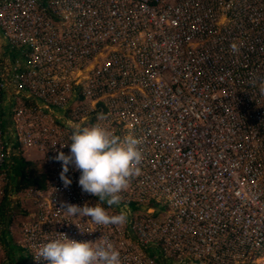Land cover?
<instances>
[{
    "label": "built area",
    "instance_id": "2783aa9c",
    "mask_svg": "<svg viewBox=\"0 0 264 264\" xmlns=\"http://www.w3.org/2000/svg\"><path fill=\"white\" fill-rule=\"evenodd\" d=\"M97 123L141 141V174L104 205L122 226L66 212L100 201L54 157ZM12 152L40 154L45 191L13 192ZM20 199L0 264L10 248L48 264L38 249L64 234L109 240L122 264H264V0H0V209Z\"/></svg>",
    "mask_w": 264,
    "mask_h": 264
},
{
    "label": "clouds",
    "instance_id": "9594fccd",
    "mask_svg": "<svg viewBox=\"0 0 264 264\" xmlns=\"http://www.w3.org/2000/svg\"><path fill=\"white\" fill-rule=\"evenodd\" d=\"M230 49L239 51L236 43H232ZM72 128L70 142L60 145L61 149L70 145L69 153L60 150L54 157L55 161L62 162L60 179L67 188L73 182L67 175L70 166L80 171L78 183L82 192L98 197L100 202L95 206L85 203L83 207L67 204L66 212L73 217H91L97 225L126 224L128 214L125 210L109 214L104 205L119 206L122 191L141 174V141L131 136L121 138L99 123L72 125ZM35 258L48 264H122L119 250L109 240L102 237L98 243L85 242L69 239L66 234L43 244Z\"/></svg>",
    "mask_w": 264,
    "mask_h": 264
},
{
    "label": "trees",
    "instance_id": "16d2710c",
    "mask_svg": "<svg viewBox=\"0 0 264 264\" xmlns=\"http://www.w3.org/2000/svg\"><path fill=\"white\" fill-rule=\"evenodd\" d=\"M3 121V132L6 137H10L12 132L10 128V121L7 119L6 114L2 115ZM14 150L18 152V145H14ZM14 162L9 164L11 182L13 184V189L16 191L25 190V189H36L39 191H45L48 188L49 174L47 170L40 168L38 164L33 161H29L22 157L19 153L14 156ZM12 160V161H13ZM7 202L1 206L0 209V221L1 224L6 227V213L5 209ZM5 228L3 233V240L7 247H11V243L8 240V234ZM17 253V254H16ZM9 257L16 264H28V258L21 256L20 253L13 248H10Z\"/></svg>",
    "mask_w": 264,
    "mask_h": 264
},
{
    "label": "rangeland",
    "instance_id": "374dc122",
    "mask_svg": "<svg viewBox=\"0 0 264 264\" xmlns=\"http://www.w3.org/2000/svg\"><path fill=\"white\" fill-rule=\"evenodd\" d=\"M12 150H14V146L12 147ZM16 155V153L12 152L11 155V160L9 162L12 163V159L14 158V156ZM35 153H32V155H27L25 153V155H22L23 158L29 160V161H36L35 163L38 164L40 166L41 169L46 170L45 169V164L42 162V160L40 158H37V160L35 159ZM25 204H23L22 200H14L12 202H10V210L8 213V220H10L9 226L7 227V230L10 234V237L14 236L15 238H18L20 235V228L22 226V223L30 217V213H31V206L29 205V202L27 200H24ZM28 202V203H27ZM115 207L111 206L109 207V210L113 213L115 212ZM6 226V225H5ZM12 242V241H11ZM13 244V243H12ZM17 254V253H16ZM22 256H26L21 254Z\"/></svg>",
    "mask_w": 264,
    "mask_h": 264
},
{
    "label": "crops",
    "instance_id": "0c3cea01",
    "mask_svg": "<svg viewBox=\"0 0 264 264\" xmlns=\"http://www.w3.org/2000/svg\"><path fill=\"white\" fill-rule=\"evenodd\" d=\"M4 111L6 112V110L4 109ZM6 117H7V119H9L10 118V115L9 114H7L6 113ZM35 157V159L37 160V158H42L41 156H40V154H36V156H34ZM14 159V158H13ZM12 159V160H13ZM12 162H14V160L12 161ZM34 162H36V161H34ZM10 169H11V167H9ZM13 190V192H18V190H14V189H12ZM12 202V201H11ZM9 210H10V202L8 203V209H7V213H6V215H7V217H6V228L9 226V223H10V220H8V213H9ZM7 234H8V232H7Z\"/></svg>",
    "mask_w": 264,
    "mask_h": 264
}]
</instances>
